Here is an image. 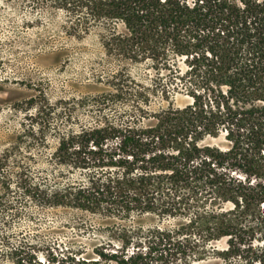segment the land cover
Segmentation results:
<instances>
[{
    "label": "trees",
    "instance_id": "trees-1",
    "mask_svg": "<svg viewBox=\"0 0 264 264\" xmlns=\"http://www.w3.org/2000/svg\"><path fill=\"white\" fill-rule=\"evenodd\" d=\"M53 1L72 10L73 35L101 28L110 55L154 78L145 87L120 66L107 91L77 102L90 119L58 148L72 149V184L47 188L25 163L15 179L0 175V262L150 264L147 248L171 264H196L208 252L232 264L241 251L245 264H264V0ZM181 80L192 101L151 111V91L169 99ZM223 132L225 149L210 141ZM20 199L113 221L15 243ZM223 238L226 250L211 246Z\"/></svg>",
    "mask_w": 264,
    "mask_h": 264
},
{
    "label": "rangeland",
    "instance_id": "rangeland-1",
    "mask_svg": "<svg viewBox=\"0 0 264 264\" xmlns=\"http://www.w3.org/2000/svg\"><path fill=\"white\" fill-rule=\"evenodd\" d=\"M177 64L185 75L188 69L185 57L178 58ZM120 66H127L130 76L138 83L152 87L154 72L142 64L117 61L104 46L101 28L91 29L82 36L73 35L72 10L60 7L53 0H0L2 181L9 177L15 179L19 164L25 163L32 170L30 175L34 181L47 188L72 184V149L64 156L58 151L60 141L72 134V128L78 129L82 122L90 119L87 105L76 111L77 102L107 91L109 78ZM183 83V80L179 82L182 86L169 99L159 91H151L150 110L165 108L170 102L175 107L190 103L192 98ZM222 134L219 139L210 141L225 149L227 141L223 138L225 133ZM35 136L41 139L39 143ZM235 175L245 177L242 172ZM0 193H3L1 184ZM16 205L17 215L11 231L15 243L24 238L67 239L80 234L83 224L102 228L113 221L101 214L68 206H37L27 199H20ZM95 234L100 236L103 232ZM255 244L258 249L260 243ZM211 246L224 251L227 239L214 241ZM144 252L148 253L150 264H171L168 256L161 257L160 252L147 248ZM245 254L242 251L241 256L231 254L228 262L245 264ZM203 257V260L194 258L192 261L196 264L225 262L223 255L217 252H208Z\"/></svg>",
    "mask_w": 264,
    "mask_h": 264
}]
</instances>
